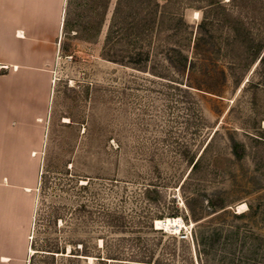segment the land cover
<instances>
[{
    "label": "rangeland",
    "instance_id": "374dc122",
    "mask_svg": "<svg viewBox=\"0 0 264 264\" xmlns=\"http://www.w3.org/2000/svg\"><path fill=\"white\" fill-rule=\"evenodd\" d=\"M115 1L94 42L62 34L31 237L57 242L66 256L82 243L118 258L106 264H134L136 251L151 255L149 264L264 263V65L242 69L231 31L193 7L165 20L148 56L121 59L103 48ZM251 25L264 39L263 22ZM171 47L189 68L175 63ZM210 200L224 209L213 212ZM166 218L181 226L157 224ZM205 239L213 248L199 256ZM60 258L54 263L96 264Z\"/></svg>",
    "mask_w": 264,
    "mask_h": 264
},
{
    "label": "crops",
    "instance_id": "0c3cea01",
    "mask_svg": "<svg viewBox=\"0 0 264 264\" xmlns=\"http://www.w3.org/2000/svg\"><path fill=\"white\" fill-rule=\"evenodd\" d=\"M65 3L0 0V264H28L30 256Z\"/></svg>",
    "mask_w": 264,
    "mask_h": 264
},
{
    "label": "trees",
    "instance_id": "16d2710c",
    "mask_svg": "<svg viewBox=\"0 0 264 264\" xmlns=\"http://www.w3.org/2000/svg\"><path fill=\"white\" fill-rule=\"evenodd\" d=\"M110 2L111 0H66L63 33L73 31L75 37L87 42H94L106 20ZM227 3L225 4L222 0H163V2L160 0H116L108 21L103 48L108 51L112 50L113 53L120 55L121 59L126 58L128 55L131 57L138 54H140V57L142 55L148 56L151 36L158 35L165 30V20L174 19L177 11L183 7H193L203 11V21L219 22L231 31L232 41L227 45L231 49H238V57H242L244 60L241 65L242 69L249 68L257 60L264 65V39L260 34H257L258 32L253 31L251 25L252 21H260L264 25V0H228ZM146 39L148 43H145L148 47L143 44ZM157 46H161L160 41L157 42ZM138 50H141L140 53ZM168 53L172 59L176 56L174 59H176L175 63L178 66L183 69L189 68L191 62L182 50L171 47ZM104 56L109 58L107 54H104ZM150 67L151 73L158 75L154 66ZM135 68L144 71L146 62ZM235 83L238 84L239 80H236ZM237 145L235 144L233 149L235 154L238 155ZM198 164L199 158L193 163L191 170H195ZM150 193V190H146L147 198L152 201L155 200L149 195ZM208 203L213 212L222 210L225 207L222 201L213 202L210 200ZM208 238L211 237L208 235ZM211 240L214 241V238ZM207 241L205 239V241L200 240L198 242V245L202 246V249L198 251L199 256L200 252L204 255L210 254L213 244H205ZM80 244V247L75 250L76 253L70 252L72 256H66L64 255V246L60 247L57 242L52 243L48 240L42 242L35 233L30 241V248L35 251L30 255L28 264H55L56 254L63 257L60 259L67 258L65 260L69 262L76 255L83 256V259L89 256L94 257L96 264H106V259H118L116 256H102L97 248L96 252L91 254L92 252L88 251L84 244ZM130 257V261H133L134 264L139 262L151 263V255L145 260V256L140 251H136ZM206 260L208 261V258ZM207 261L205 264H209ZM156 263L163 264L161 262ZM232 263L233 259L225 264ZM190 264L193 263L190 262ZM201 264L203 263L201 262ZM236 264L264 263L256 258L245 256L242 262Z\"/></svg>",
    "mask_w": 264,
    "mask_h": 264
},
{
    "label": "bare ground",
    "instance_id": "6f19581e",
    "mask_svg": "<svg viewBox=\"0 0 264 264\" xmlns=\"http://www.w3.org/2000/svg\"><path fill=\"white\" fill-rule=\"evenodd\" d=\"M20 34V33H19ZM181 220L179 218H166L163 221H159V225H162L164 227L171 226L174 230L178 229L181 226ZM29 252H32V249H29Z\"/></svg>",
    "mask_w": 264,
    "mask_h": 264
}]
</instances>
